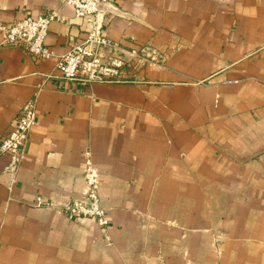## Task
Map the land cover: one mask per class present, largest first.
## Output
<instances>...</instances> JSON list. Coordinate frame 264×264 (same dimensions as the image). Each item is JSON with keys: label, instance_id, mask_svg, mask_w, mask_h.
Wrapping results in <instances>:
<instances>
[{"label": "crops", "instance_id": "1", "mask_svg": "<svg viewBox=\"0 0 264 264\" xmlns=\"http://www.w3.org/2000/svg\"><path fill=\"white\" fill-rule=\"evenodd\" d=\"M109 1L103 33L154 57L126 82L64 80L0 33V138L36 98L22 160L0 156V264H264V0ZM50 12L61 54L89 29L71 5L0 0V22ZM86 151L106 228L66 211Z\"/></svg>", "mask_w": 264, "mask_h": 264}, {"label": "built area", "instance_id": "2", "mask_svg": "<svg viewBox=\"0 0 264 264\" xmlns=\"http://www.w3.org/2000/svg\"><path fill=\"white\" fill-rule=\"evenodd\" d=\"M106 1L109 0H66L73 7L75 15L88 23L89 29L82 38L71 36L69 48L64 53L55 54L46 44L49 26L58 18L54 12L0 22L2 43L21 46L37 58H54L60 77L64 80L79 81L86 85L126 82L125 66L137 67L144 61L154 60V57L148 56L149 52L144 47L135 45L126 49L120 41L112 40L103 33L109 17H105L99 28L97 15L98 5ZM129 41L134 43V39ZM121 51H126L127 57L122 56ZM35 123L36 98H32L21 107L15 127L0 138V156L10 154L15 164L22 160L25 143ZM85 180L87 187L84 194L67 204L66 211L71 218H93L99 226L106 228L109 219L101 203L99 172L90 151L85 153Z\"/></svg>", "mask_w": 264, "mask_h": 264}, {"label": "water", "instance_id": "3", "mask_svg": "<svg viewBox=\"0 0 264 264\" xmlns=\"http://www.w3.org/2000/svg\"><path fill=\"white\" fill-rule=\"evenodd\" d=\"M66 2V0H65ZM115 9V6L113 3L106 1V2H101L98 5V15H97V20H98V27L100 28L103 24V21L105 17H109V14L111 13V10ZM15 165V162H13V166ZM89 203V202H88Z\"/></svg>", "mask_w": 264, "mask_h": 264}, {"label": "rangeland", "instance_id": "4", "mask_svg": "<svg viewBox=\"0 0 264 264\" xmlns=\"http://www.w3.org/2000/svg\"><path fill=\"white\" fill-rule=\"evenodd\" d=\"M149 61H152V60H148V62H149ZM145 62H147V61H144L143 63H145ZM143 63H141V64H138V66L136 67V69H139V68H141V66H142V64H143Z\"/></svg>", "mask_w": 264, "mask_h": 264}]
</instances>
